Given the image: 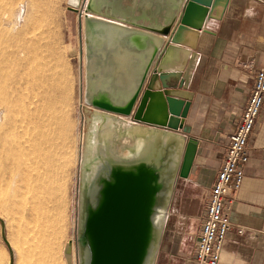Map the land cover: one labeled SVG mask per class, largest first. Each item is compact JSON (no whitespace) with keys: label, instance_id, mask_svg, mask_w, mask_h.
Returning a JSON list of instances; mask_svg holds the SVG:
<instances>
[{"label":"water","instance_id":"1","mask_svg":"<svg viewBox=\"0 0 264 264\" xmlns=\"http://www.w3.org/2000/svg\"><path fill=\"white\" fill-rule=\"evenodd\" d=\"M235 2L68 0L83 48V102L100 120L94 151H84L79 167L77 264H155L176 182L188 179L198 148L182 122L190 107L182 75L199 31L208 33V21ZM176 23L159 54V36ZM117 115L137 125L114 137ZM63 257L72 264V241Z\"/></svg>","mask_w":264,"mask_h":264},{"label":"rangeland","instance_id":"2","mask_svg":"<svg viewBox=\"0 0 264 264\" xmlns=\"http://www.w3.org/2000/svg\"><path fill=\"white\" fill-rule=\"evenodd\" d=\"M67 8L68 0H0V213L6 207V216L12 207L20 211L23 190L29 194L33 214L34 211L44 212L48 204L52 208L54 200L66 196L70 209L68 241L73 243L72 264H77L79 167L91 115L83 102L84 59L80 55L78 17ZM5 23L11 24L6 27ZM19 37L33 45L36 42L40 65L38 85L42 83L38 91L45 112L63 120L55 147L34 146L24 132V91L12 83L14 72L10 56L13 47L20 42ZM34 58L29 50V61ZM204 199H200L192 184L177 180L155 264H189L187 260L193 250ZM34 200H38L36 205ZM16 217L20 229V213ZM9 226L12 225L9 223ZM30 230L32 235L34 226L31 225ZM12 244L14 264H37L38 260L23 254L21 240ZM1 251L9 264L6 249Z\"/></svg>","mask_w":264,"mask_h":264},{"label":"crops","instance_id":"3","mask_svg":"<svg viewBox=\"0 0 264 264\" xmlns=\"http://www.w3.org/2000/svg\"><path fill=\"white\" fill-rule=\"evenodd\" d=\"M177 23L168 36H159L163 41L159 54L169 44ZM206 29L208 33L199 31L196 50L190 51L182 75L184 94L190 99L187 117L182 122L190 130L187 137L198 143L193 168L183 183L192 184L201 200L220 169L227 136L236 126L254 75L264 63V0H236L221 20L210 19ZM177 83L178 77L168 81L169 86ZM247 145L249 161L228 212L230 222L244 229L241 234H227L219 264H264V106ZM30 203L29 194L23 190L20 211L12 207L6 216L7 207L2 208L0 252L6 249L14 264L12 241L21 240L23 254L38 260L37 264H66L63 251L70 229L67 197L62 195L54 200L53 207L48 204L44 212L34 211L37 215L31 212ZM19 213L20 229L16 217Z\"/></svg>","mask_w":264,"mask_h":264},{"label":"built area","instance_id":"4","mask_svg":"<svg viewBox=\"0 0 264 264\" xmlns=\"http://www.w3.org/2000/svg\"><path fill=\"white\" fill-rule=\"evenodd\" d=\"M263 106L264 63L254 75L252 89L236 126L227 136L220 169L204 199L194 240L192 264H219L227 234L243 232V227L230 222L228 212L242 185L243 170L249 161L247 141L253 134Z\"/></svg>","mask_w":264,"mask_h":264},{"label":"bare ground","instance_id":"5","mask_svg":"<svg viewBox=\"0 0 264 264\" xmlns=\"http://www.w3.org/2000/svg\"><path fill=\"white\" fill-rule=\"evenodd\" d=\"M77 1L78 0H69V2L72 5L77 4ZM34 17H36V16H34ZM18 22H17V24H19ZM10 24L11 23H5V26L9 27ZM14 25H15V23H14ZM27 34H29V33L27 32ZM30 34H31V32H30ZM30 37H31V35H30ZM28 39H30V38H28ZM18 41H20L19 44H17L16 46L13 47V45H15L17 43L15 40L16 43L12 45L13 49L11 51L10 56H11L12 61H13V62H11V69L14 72L12 83L14 84V86H16V88H18V89L21 88L24 91V101L22 102V104H23L22 114H23V118L25 121L24 122L25 123L24 132L30 138L31 143H33L34 146H54V145H56V142L58 139L57 137L60 135L59 130L61 128H63V120L61 118L55 117L54 114L52 115L51 113L45 112L46 107L42 103V96L39 94V91H38V90H40V88L38 89V87H41L39 85L42 83H40L38 85V83H39L38 80L40 79V67H39L40 65L38 62L37 48L35 47L36 42L34 41L35 42L34 45H33V43H31L33 45L32 46L26 39H24L22 37H19ZM32 41H33V39H32ZM37 46H39V45H37ZM81 49H82L81 51L83 52V48H81ZM29 50H31L32 54H34V57H35L34 61H31V62L28 59ZM82 56H83V54H82ZM30 57H31V55H30ZM31 59H33V58L31 57ZM26 69H28V72H26ZM9 74H11V73L9 72ZM56 74H57V72H56ZM43 78H44V76H43ZM40 93H43V92H40ZM17 105H19V104H17ZM60 112H61V110H60ZM99 121L100 120L97 116H93L92 118L91 117L89 118V122H88V123H90L89 124V132H88L87 139L85 140V145H84V149L82 152V158H81L80 165H82V162L84 159V151L86 150V151L91 152V153L94 151V146L97 144V139H96L95 135L97 133V127L99 126V123H100ZM65 122H66V120H65ZM136 125L137 124H135L131 120L130 117L117 115V116H115V119H114L112 126L110 128H111V132H112L113 136L115 137L120 132H127V131L131 130ZM58 141H60V140H58ZM126 143H130V140L129 139L126 140ZM2 254L3 253L0 254V264H7V259L5 257V254H3L4 256Z\"/></svg>","mask_w":264,"mask_h":264}]
</instances>
